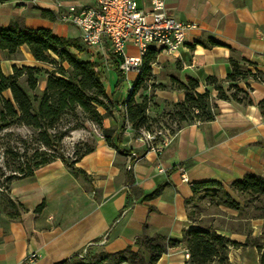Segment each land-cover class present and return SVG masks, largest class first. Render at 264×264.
Returning a JSON list of instances; mask_svg holds the SVG:
<instances>
[{
  "label": "crops",
  "instance_id": "0c3cea01",
  "mask_svg": "<svg viewBox=\"0 0 264 264\" xmlns=\"http://www.w3.org/2000/svg\"><path fill=\"white\" fill-rule=\"evenodd\" d=\"M139 1L140 7H146V0ZM62 4L92 6L94 0H64ZM165 5L168 15L195 27L186 33L177 55L159 52L158 56L175 64L177 80L196 78L197 93L210 89L216 106L214 119L184 125L174 132L159 129L170 142L155 154L133 139L134 132L123 122L119 106L115 120H103V128L114 131L113 142L119 148L101 138L94 150L74 165L85 177L74 174L61 161H53L30 177L12 180L8 192L0 194V264H23L30 253L37 254L31 264H55L87 249L116 253L133 247L142 238L144 226L150 236L159 234L178 241L183 230L211 228L236 243L228 246L230 264H260L264 196L239 195L229 185L249 173L264 177V115L258 108L264 100V0H165ZM42 9L52 12L55 20L41 17ZM60 12L55 0H0V27L22 17L28 29L45 28L56 36L79 39L76 28L58 20ZM127 49L134 52L131 45ZM19 51L31 63L39 64L26 47ZM87 51L93 56L84 61L98 59L92 49ZM15 62L0 51L4 75L11 74ZM232 63L251 74L234 82L248 92L250 104L217 99L216 91L206 84L207 77H214L227 89L233 84L226 81ZM105 70L111 81L110 97L115 75L112 67ZM136 77L130 73L125 82L131 84ZM155 100L156 106L147 113L150 119L181 102L183 92L161 91ZM180 168L189 184L181 181ZM205 181L220 183L236 208L209 200L200 212L199 199L186 204L192 197L191 185ZM159 185H164L160 195L141 200ZM127 196L131 205L124 209ZM144 257L148 259L146 253ZM188 261L189 252L180 245L162 254L155 264Z\"/></svg>",
  "mask_w": 264,
  "mask_h": 264
},
{
  "label": "trees",
  "instance_id": "16d2710c",
  "mask_svg": "<svg viewBox=\"0 0 264 264\" xmlns=\"http://www.w3.org/2000/svg\"><path fill=\"white\" fill-rule=\"evenodd\" d=\"M39 15L51 21L55 15L48 10H40ZM78 38H65L54 35L50 29H28L24 25L22 17H16L7 26L0 27V51L5 52L7 59L19 52L21 47H26L32 59L38 63L57 65L59 69L55 74L49 75L45 87L40 96H28L18 85L20 77L25 76L26 85L30 91L36 87L35 76L39 73L37 68L22 66L11 67V74L4 75L0 65V131L18 123L27 127L35 134L38 148L22 164L12 168V177L8 178L5 186L12 180L30 177L35 170L60 159L74 174L85 177V172L74 165L85 155L91 153L93 148H87L82 154L73 153L72 158L56 152L61 145L65 130L58 129L61 119L77 110L84 114L90 121L101 129V134L107 145L118 149L113 142V130L102 127L103 116L118 111L122 107L123 122L128 124L137 136L140 130L156 131L164 126L160 122L147 116V101L145 98L137 102L136 93L145 89V84L152 75V65L155 63L158 51L149 49L142 58L140 72L132 82L131 91L126 100L119 102L125 80L120 73L117 63L112 60V71L115 75L110 97L104 89V76L98 60L84 61L78 58V54L84 51ZM210 45L217 43L210 41ZM114 63V64H113ZM67 66L65 70L62 65ZM251 75L243 71L238 64L232 63L231 72L226 76V81L231 82L227 89L214 77H207L206 84L216 91V98L224 101L250 104L248 92L240 89L234 82L239 78ZM253 75V74H252ZM255 76V74L253 75ZM176 89L183 92V100L173 104L174 113L172 122L179 129L184 125L194 122H210L216 115V106L212 103L210 89L203 93H197L198 81L193 77H186L184 82L174 80ZM9 93V98L3 96ZM230 92V94H227ZM258 108L264 115V100L258 103ZM98 109L104 111L102 115ZM165 128V127H164ZM173 132V131H171ZM124 153V151H123ZM128 182L132 183L130 173L127 172ZM164 185H159L151 193L144 195L141 200L148 201L160 195ZM232 192L245 196H264V177L254 174H246L241 180L229 185ZM192 197L186 204L196 199L209 197L211 202L221 204L229 208H235L236 202L230 197L224 187L215 181H205L191 185ZM131 205V200L126 198L124 209ZM183 245L189 252V261L186 264H230L228 262V246H236V243L218 235L213 229L197 227L182 231L181 240L167 239L166 237L146 233L143 227V236L137 239L133 247H127L122 251L107 254L104 252L85 251L82 259L79 254L55 264H155L159 257L171 249ZM148 255L145 259L144 254ZM260 264H264V252H262Z\"/></svg>",
  "mask_w": 264,
  "mask_h": 264
},
{
  "label": "built area",
  "instance_id": "2783aa9c",
  "mask_svg": "<svg viewBox=\"0 0 264 264\" xmlns=\"http://www.w3.org/2000/svg\"><path fill=\"white\" fill-rule=\"evenodd\" d=\"M63 2L55 0L61 11L58 20L76 28L81 43L99 53L105 67H111L114 60L124 80L130 73L140 72L142 58L151 48L168 56L177 55L186 33L195 27L168 15L165 0H146V7H140L138 0H94L92 6L65 7ZM128 45L134 52L127 49ZM136 140L155 154H160L170 142L162 130L140 131ZM179 173L181 181L189 184L185 170L180 168ZM84 255L85 251L79 258ZM36 258L37 254L30 253L23 264H31Z\"/></svg>",
  "mask_w": 264,
  "mask_h": 264
},
{
  "label": "rangeland",
  "instance_id": "374dc122",
  "mask_svg": "<svg viewBox=\"0 0 264 264\" xmlns=\"http://www.w3.org/2000/svg\"><path fill=\"white\" fill-rule=\"evenodd\" d=\"M140 4V1L138 0ZM141 6V5H140ZM62 23V22H61ZM64 24V23H63ZM68 25V24H66ZM81 44V43H80ZM84 51L78 54V58L80 60L91 59L93 54L90 51H87L86 46L81 44ZM95 55H98V61L101 65V72L104 76L105 82L103 84L106 95L109 96V91L111 89V81L109 80V72L105 70V64L103 62V57L94 52ZM13 59H16L15 62L18 68L22 67L20 64H32L33 68H37L39 73L35 76L36 78V87L33 91H30L26 85V78L22 76L18 79V85L27 93L28 96H40L43 91L46 80L49 75L55 74L59 67L57 65L50 64H35L31 63V61L25 57L22 52H18L14 56ZM107 63V62H106ZM111 63V62H110ZM110 63H107L109 65ZM112 64V63H111ZM114 64V63H113ZM62 67L67 70V66L64 64ZM175 64L171 61H166L162 56H156L155 63L152 65V75L150 80L145 84V89L139 90L135 95V100L139 102L143 98L147 101V111L153 110V108L157 104V100L155 98L158 97V94L161 91H169V90H177L176 84L174 80H177L175 77ZM124 78V76H123ZM133 81V80H132ZM132 83L128 84L125 82L123 84V89L125 92L122 93L121 100L124 101L128 97L131 91ZM3 96L5 98H9V93L4 92ZM122 109V107H121ZM103 113L102 109H98ZM174 113V107L170 106L165 109L162 114L159 116L153 117V120L160 122L162 126H164L168 131H175L176 125L172 122V116ZM117 112L114 110L112 113L103 116L104 119H116ZM102 120V127H103ZM58 129L65 130L66 135L63 137L61 141V145L55 153L56 156L62 154L63 156H67L72 158L73 153L77 152L78 154H82L86 151L87 148H95L97 142L103 138L101 134V129L94 122L90 121L84 114L80 111H76L74 114H69L64 116L58 127ZM143 131L144 130H140ZM139 131V133H140ZM138 133V134H139ZM136 137L134 133L133 139ZM135 140V139H134ZM38 148V145L35 141V134L33 131L24 127L18 123H14L12 126L8 127L5 130L0 131V194H6L9 189V185L5 186L8 178L12 177V168L17 164H22L25 161V157L29 158L35 149ZM55 161H61L60 159H56ZM235 193V192H234ZM238 194V193H237ZM209 201V197H203L198 200V208L197 211L200 212L205 211L203 206L205 203ZM236 208V207H235ZM199 214V212H197Z\"/></svg>",
  "mask_w": 264,
  "mask_h": 264
}]
</instances>
